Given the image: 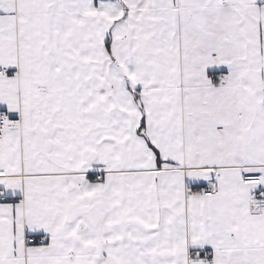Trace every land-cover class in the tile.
Instances as JSON below:
<instances>
[{
  "label": "snow or ice",
  "instance_id": "snow-or-ice-1",
  "mask_svg": "<svg viewBox=\"0 0 264 264\" xmlns=\"http://www.w3.org/2000/svg\"><path fill=\"white\" fill-rule=\"evenodd\" d=\"M0 264H264V0H0Z\"/></svg>",
  "mask_w": 264,
  "mask_h": 264
}]
</instances>
